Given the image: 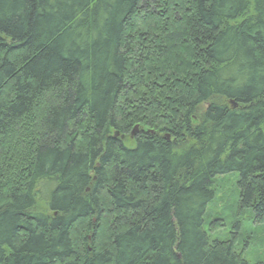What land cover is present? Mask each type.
Segmentation results:
<instances>
[{"label": "trees", "instance_id": "1", "mask_svg": "<svg viewBox=\"0 0 264 264\" xmlns=\"http://www.w3.org/2000/svg\"><path fill=\"white\" fill-rule=\"evenodd\" d=\"M0 264H264V0H0Z\"/></svg>", "mask_w": 264, "mask_h": 264}, {"label": "rangeland", "instance_id": "2", "mask_svg": "<svg viewBox=\"0 0 264 264\" xmlns=\"http://www.w3.org/2000/svg\"><path fill=\"white\" fill-rule=\"evenodd\" d=\"M206 107V106H205ZM135 128V127H134ZM134 128L132 129L131 133L128 134L126 137V145L127 146H133L135 144L136 136L140 134V132H143L144 130H148L153 132L149 128H143L138 127V132L131 136ZM168 135V134H167ZM166 136V135H165ZM170 139V138H169ZM219 197H217L214 201V203L210 206L208 210V226L211 228V230L214 228L213 232V238L219 239V240H227V238L231 234V228L229 231V227L226 228V232L222 231L219 226L222 224L228 225L227 223H231L234 221H241L245 222L244 218H241L240 210L238 207H236V201H238L237 192L234 188V184L232 181L229 180H223L221 181V184L219 186ZM50 198H48L49 200ZM217 200V201H216ZM40 201V200H39ZM37 209L40 213H44L49 215L50 211L45 203L42 201L38 202ZM94 228L98 224L96 221H93ZM101 224H99L100 226ZM216 228V229H215ZM89 240H91L92 234H88ZM263 248L260 246L255 251L251 252V262L255 263L258 262L263 255H261V250Z\"/></svg>", "mask_w": 264, "mask_h": 264}, {"label": "water", "instance_id": "3", "mask_svg": "<svg viewBox=\"0 0 264 264\" xmlns=\"http://www.w3.org/2000/svg\"><path fill=\"white\" fill-rule=\"evenodd\" d=\"M230 104L233 105L234 108L237 107V104H235L233 101H231ZM138 127L139 126H135L131 136H134L138 132V129H139ZM148 132H151V131H148ZM169 138H170V135H166V139L169 140Z\"/></svg>", "mask_w": 264, "mask_h": 264}]
</instances>
